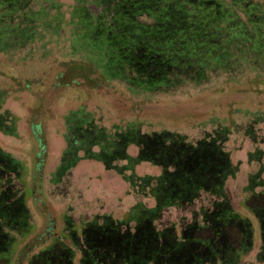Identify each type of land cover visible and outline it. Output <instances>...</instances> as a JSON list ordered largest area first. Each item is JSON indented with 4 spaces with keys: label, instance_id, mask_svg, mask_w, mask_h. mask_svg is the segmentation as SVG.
<instances>
[{
    "label": "rangeland",
    "instance_id": "obj_1",
    "mask_svg": "<svg viewBox=\"0 0 264 264\" xmlns=\"http://www.w3.org/2000/svg\"><path fill=\"white\" fill-rule=\"evenodd\" d=\"M41 1L31 0L35 9ZM77 1L54 0L64 5L67 20ZM40 31L28 45L0 52V112H10L17 129L16 136L0 130V199L13 210V217L24 211L29 226L24 227L26 233L10 225L0 227V246L7 250L0 255V264H91L87 250L92 233L100 235L97 230L105 223L124 233L135 232L132 209L157 205L148 188L141 192L116 169L89 157L58 177L67 145L65 119L76 111L110 130L136 123L142 133L169 131L193 144L221 132L226 139L223 148L236 168L235 175L224 181V195L237 224L247 221L249 236L244 238L245 228L237 224L226 225L217 235L206 219L219 213L224 198L206 191L192 202L163 209L152 226L164 233L161 242L174 236L200 240L193 251L203 256L204 264L222 263L219 255L210 259L207 243L232 245L229 252L235 256L226 248L221 252L226 264H264V228L258 212L264 207V186L248 190L251 177L264 165V60L226 72L208 71L199 83L141 92L104 78L72 52L69 31L59 35ZM138 152L137 146L128 148L131 156ZM1 157L19 164L7 168ZM135 173L138 178H155L162 168L144 161Z\"/></svg>",
    "mask_w": 264,
    "mask_h": 264
},
{
    "label": "trees",
    "instance_id": "obj_2",
    "mask_svg": "<svg viewBox=\"0 0 264 264\" xmlns=\"http://www.w3.org/2000/svg\"><path fill=\"white\" fill-rule=\"evenodd\" d=\"M44 2L49 5H41ZM63 6L42 0L35 9L31 0H0V52L28 45L40 37V30L58 35L67 30L72 52L95 66L104 78L141 92L168 90L187 81L199 83L208 71L226 72L264 60V0H78L69 11V20ZM192 69L198 73L189 74ZM65 123L67 145L58 177L89 157L116 169L141 192L148 188L157 203L153 208L139 205L132 209L135 232L124 233L105 223L97 230L100 235L92 233L87 250L91 264H204L203 256L193 251L200 240L174 236L161 242L164 233L152 226L163 209L192 202L202 191L224 198L219 213L206 219L218 236L226 225L237 224L238 218L224 195V181L235 175L236 168L223 148L226 139L221 138V132L193 144L169 131L142 133L136 123L110 130L81 111L69 114ZM15 124L10 112H0L1 131L16 136ZM132 145L139 148L135 157L128 153ZM121 161L126 164L121 165ZM144 161L161 167V175L138 178L135 167ZM4 162L7 168L19 164L15 160ZM263 172L264 165L251 177L248 190L264 186ZM9 208L0 199V227L28 229L25 212L13 217ZM262 208L258 212L264 228ZM246 222L237 224L245 228L244 238L251 231ZM207 246L210 259L219 255L221 264H226L225 252L221 253L224 248L235 256L229 252L230 243L224 248L217 243ZM6 252L0 246V255Z\"/></svg>",
    "mask_w": 264,
    "mask_h": 264
}]
</instances>
